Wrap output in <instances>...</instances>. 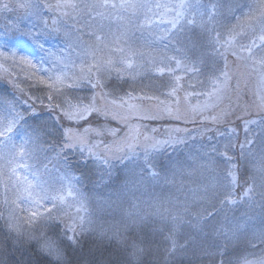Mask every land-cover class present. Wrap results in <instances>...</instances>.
Segmentation results:
<instances>
[{
	"label": "rangeland",
	"instance_id": "1",
	"mask_svg": "<svg viewBox=\"0 0 264 264\" xmlns=\"http://www.w3.org/2000/svg\"><path fill=\"white\" fill-rule=\"evenodd\" d=\"M27 2L29 0H0V4L8 5L7 8L2 7L0 10H2V16L10 23L7 28H1L0 26V52L4 53V55H0V72L10 78L27 79L48 88H51L49 87L50 84H57L60 89L72 88L87 92L89 94L88 101L81 100L83 98L78 100L70 99L67 100L65 106L68 103L76 104L78 101L83 103L93 102L94 99V103L98 108L103 109L107 106V116L118 119L119 123H122V128L120 127L122 135L113 138L114 140L110 144L112 152H106L102 143L100 146V151L108 157L112 167L108 168L101 160L99 168L102 172L95 170L97 174L93 176L97 185H103L114 177L116 166H120L127 172L130 169L133 170V173L127 176L123 186L119 187L120 193L116 198L120 200L124 197L126 203L120 200L122 205L118 206L126 210L124 217L129 224L131 225L132 221L135 220L138 224L136 229L144 226L142 225L143 223L150 224L153 229L160 231L158 234L165 238L164 240L167 242L166 248H170L172 241L167 239V237L171 230V218L173 214L180 213L184 220L181 221L175 234L177 244L175 255H166L170 260L171 257L180 256L185 252L186 247L189 246L186 243L188 238H195V243L191 244L193 251L197 249L195 252L206 258L208 255H220L227 245L247 231H252L253 224L264 213V115H260V111H258L261 110V107L262 111H264V79H262V73L253 71L248 66V62L237 60L231 54V51L227 53V71L230 75L231 72L236 73L239 75L238 79L240 81L242 79L245 83H247L248 78L254 79V84L247 88L246 93L250 97H254L250 99L253 105L248 104V112L255 114L256 118L250 120L253 123H249L244 127L242 132L244 138L240 145L245 143L246 137L251 139L253 143L245 146L243 154L240 145L238 147V154L245 162L243 164L248 170L249 183L254 185L251 199L244 197L243 194L238 197L235 192L237 185H232L231 188L226 187L228 184V180L225 178L226 169L231 167L227 157L232 158L231 163L235 164L237 170L234 154L238 142L236 131L225 130L219 137L205 136V141H202V131L197 138L195 133L198 130L194 133H188L192 130L175 126L173 129L167 127V131L166 128L159 131L155 126L150 127L149 125H151L152 120L158 121L165 117L168 121H171L175 118L177 109L181 117L180 119L175 118L178 123H184V125L192 123L195 125L196 121L192 122L190 118L192 116V106L203 104L204 102H208L211 105L214 102L213 98L203 95V93L213 91L216 77L220 76L221 71L225 69V58L212 51V48L208 45V35L211 33V35L215 36L216 31L223 35L233 26L243 23L242 14L235 6L240 3L244 5L253 4L256 0H186V2L195 6L190 11L189 16L194 18L196 23L190 26L186 25L185 31L177 33L176 38L171 41L166 37L158 39V36L165 35L164 30L170 28V25L160 23L155 16L152 18L156 22L150 28L147 26L140 27L144 23L146 14L152 16V12H146L143 9H128L126 11L109 9L104 15H97V11L103 10L93 11L81 8L79 11L68 10L69 15H64L60 11L45 7L46 4H55L56 0H31L37 5L34 9H26L19 6L20 3ZM76 2L84 5L96 3L97 0H76ZM110 2L118 4L122 2H146L155 5L157 3H178L180 0H110ZM213 4L217 5V10L214 18L210 19L208 13ZM12 7L19 12L17 15L9 17L6 13ZM49 10L56 11L59 15L58 18H54V21L58 20L51 28L48 27L47 18H45L49 16ZM152 11L157 12L160 17L164 18L172 15V13H165L164 9L153 8ZM30 31L39 36L40 43L33 44L30 36L26 35ZM15 32L18 36L14 34ZM49 32H52L51 36L44 37V34ZM97 35L102 36L103 39L97 40ZM202 47H207L205 48L207 49L206 52L223 64L205 80V76H202L201 68L202 53L200 52L203 51ZM195 51L199 53V62L189 60V64H187L184 61L180 68H177L175 60H184L186 55L190 54L189 52ZM12 52H16L17 55L13 57L11 55ZM24 57H27L32 63L29 64ZM90 66H92L91 72L88 71ZM97 66L100 69L98 72L96 70ZM161 68L164 69L163 72L159 71ZM169 68L175 71L170 72L168 71ZM185 69L188 70L186 71ZM159 73H171L175 77H181L180 80L182 81L185 79L184 92L169 96L168 93L170 91H168L163 99L153 96L152 99H148V97L130 99L129 103L137 105V109L134 110L135 115L130 114L126 107L118 108L112 106L108 103V98L103 95L105 91H103L102 87L110 77L115 78L117 76L132 79L147 77L154 79L159 76ZM68 84H74L75 86L68 87ZM240 84L241 82H238L237 92L242 91V88H239ZM171 85L173 86V84ZM248 85L249 83L246 86L248 87ZM51 89L55 90L54 88ZM186 93H202V95H191L188 101H185ZM177 97H179L180 101L178 105L175 102ZM161 102L164 103L162 104ZM214 107L210 106L205 111V115L220 114L222 109L218 107L213 111ZM165 108H171L173 115H168L164 111ZM7 109H0V113L5 112ZM124 117H127L126 122L122 119ZM186 117H189L187 122L184 120ZM147 121L150 122L149 125ZM202 121L208 120L199 119L197 123ZM129 126L138 127L141 133L139 137L140 143L135 148L137 156L133 157V160L140 163L143 162L144 135L159 140L172 139L176 141L173 132L177 133L176 129L180 130L177 136H183L186 143L182 140V142L173 143L172 146H165L159 152L153 153L154 156H166L168 153L175 151H184L185 154L181 156L183 161L175 164L173 172L167 178L163 176L153 177L150 173L142 172L140 168L131 163L128 168H125L116 158L123 154L117 151V148L120 147L119 142L129 132ZM246 127L248 131L245 130ZM156 132L164 134L157 135ZM11 135L13 139L9 142L8 148L0 145V153L8 152L14 146L18 148L31 134L22 133L17 125ZM89 139L90 137L88 136ZM28 149L30 155L17 160V163L26 165V167L17 168L18 174L22 177L27 175L29 180H32L33 173L39 169L44 180L57 178L55 187L59 188V178H62V176L55 175L49 171L45 173L44 169L37 167V143L29 144ZM127 151L128 149L124 148V152ZM75 152L79 155L78 148ZM3 162V160H0V164ZM109 172L111 174L110 178L106 175ZM101 174H105L104 182H99ZM4 179H6V173L5 176L0 177V213L7 218L14 208L11 201L16 199L17 195L21 196V206H27L24 199L27 193H17L15 189L6 192L3 183ZM36 191L39 190L36 189ZM228 191L231 192L230 198L235 200V204L222 206L220 201L225 199ZM63 194L68 201L73 203L74 207L77 201L84 204V210L81 211L80 215L87 220L89 217V205L76 185L74 190L75 198L73 195H69L67 190ZM5 196H7L9 201L7 204L5 203ZM45 206L50 205L45 202ZM74 207L73 215H75ZM185 208H187V212H185ZM206 209L219 213L216 217L217 221H224V217L227 216L229 220L243 225L241 232L237 237L228 240L226 243L223 233L213 231L210 226L205 225L202 230L193 228L192 225L197 219L196 214L203 213L206 215ZM16 211L19 212L18 209ZM21 215H26V213H21ZM60 215H63V213H60ZM117 219L120 220L119 217ZM77 223H79L78 219ZM219 227L220 225L217 224V228ZM227 227L230 228L231 225H227ZM252 237L250 236V240H254V237ZM161 245L163 247V244ZM208 264H215V260Z\"/></svg>",
	"mask_w": 264,
	"mask_h": 264
},
{
	"label": "snow or ice",
	"instance_id": "2",
	"mask_svg": "<svg viewBox=\"0 0 264 264\" xmlns=\"http://www.w3.org/2000/svg\"><path fill=\"white\" fill-rule=\"evenodd\" d=\"M19 6L26 9H34L37 7L36 4L31 2V0L27 3H20ZM3 7L7 8L8 5L4 4ZM45 7L60 11L64 15H69L68 10L79 11L81 8L91 9L93 11L102 9L103 11H97V15H104L109 9L117 11L143 9L146 10V12H152V16L146 14L144 23L141 24L140 27L143 28L147 26L150 28L151 25L156 22L152 18L155 16L159 19L160 23H167L170 25V28L164 30L165 35L158 36V39H164L166 37L170 41L176 38L177 33L185 31L186 25L190 26L196 23L195 19L190 18L189 16L190 11H192L195 6L186 2V0H180V2L172 4L157 3L155 5L146 2H122L118 4L110 2V0H97V2L93 4L81 5L80 3H77L76 0H56L55 4H46ZM235 7L241 12L244 22L233 26L223 35L219 31H216L215 36L211 35V33L208 35V45L212 48V51L225 58V69L221 71L220 76L216 77V84L213 91L203 93V95L213 98L214 102L211 105L208 102H204L203 104L192 106V122H195L197 118L219 122L222 118L227 116L226 112H222L218 115H205V111L210 106H216L217 102H221L224 99L227 90V82L231 78L230 73L227 71V53L229 51H231V54L235 56L237 60L248 62V66L251 67L253 71H260L262 73V79H264V0H256L255 3L248 5L240 3ZM153 8L164 9L165 13H172V15L166 18L160 17L157 12L152 11ZM245 8L247 9L246 11ZM216 10L217 5L213 4L208 13L210 19L214 18ZM26 35L30 36L33 44L40 43L39 36L34 32L30 31L26 33ZM96 39L102 40L103 37L97 35ZM121 51L123 50L121 49ZM0 55H4V53L0 52ZM11 55L15 57L17 53L12 52ZM24 59H26L29 64L32 63L27 57H24ZM109 63H111V61H109ZM175 63L177 68H180L184 61L177 59L175 60ZM96 70L97 72L100 70L98 66L96 67ZM185 70L187 71L188 69ZM88 71H92V66L89 67ZM159 71L163 72L164 69L161 68ZM168 71L171 72L175 70L169 68ZM180 79L181 77L179 76L175 77V84H173L171 91L168 93L169 96L175 95L178 92ZM41 83H43V81H41ZM67 86L74 87L75 85L68 84ZM49 87L54 88L56 91L60 90L57 84H50ZM103 95L108 97L111 94L105 93ZM191 95L200 96L202 93H186L184 100L188 101V98ZM128 96V100L124 97H114L108 101V103L118 108L126 107L130 114L135 115L134 110L137 109V105L129 103V100L136 98L132 97L131 93H129ZM48 99L51 101L53 97L49 95ZM148 99H152V97H148ZM175 102L177 105L179 104V97H177ZM161 103L163 104L164 102ZM55 107L60 110V114L64 119L76 123L87 120V118L93 113H96L97 115H106L108 112L107 106L103 109L98 108L94 103V99L93 102L83 103L82 101H78L76 104L68 103L67 106L57 104ZM164 111L170 116L173 115V110L171 108H165ZM137 118L139 117L137 116ZM175 118H181L178 114V109L176 110ZM122 119H124L125 122L127 121V117ZM21 122L24 124L28 123L22 112L16 111L15 105L9 107L5 112L0 113V145H3L4 148H8L9 142L13 139L11 133H13L14 129ZM246 123L253 122L249 121ZM245 130L248 131L247 127ZM92 131L93 130L88 127H83L82 132L73 131L71 126H69L65 129L62 138L57 141V148L59 149L57 155L63 156L68 169L74 168L75 171H80L81 175H84L82 168L91 171L94 167L102 172L99 168V162L101 160H103V164L108 168L112 167L108 157L100 151V146L103 142L91 143L88 140V136ZM176 131L178 132L180 130L176 129ZM41 133L45 136H52L55 138L56 130L55 128L48 130L47 126L33 128L31 129V135L23 141L18 148L14 146L13 149L8 152L0 153V160L4 161L0 164V177L5 176L6 173V179L3 180L6 192L15 189L17 193H27V196L24 197L27 206H21L20 195H17L16 199L11 201L14 208L5 220V227L7 228L10 237L15 233L13 239L17 242H19L21 237H24L28 242L36 241L38 244L36 252L43 258L44 264H71V259L68 256V248L72 247L75 249V247L80 246L81 238L85 233L90 231V227H86V223L88 225L91 223L90 221H86L85 218L80 215L81 211L84 210V204L77 201L74 207L73 203L68 201L63 194V192L67 190L69 195L74 196L75 184L79 183V178L74 175L69 177V174L65 173L62 178H59L60 187L56 188L55 184L57 183V178L44 180L39 169L33 173L32 180H29L27 175L22 177L17 172L18 167H26V165L17 163L18 158L30 155L28 145L40 142ZM105 133L112 136H116L117 134L115 130L105 129L103 126H100L95 130L96 136L102 137ZM140 135L141 133L138 127L129 126V132L119 142L120 147L117 148V151L122 152L123 154L116 158L125 168H128L130 163L135 164V166L140 168L142 172L150 173L153 177H156L158 175L156 169L163 168V165L160 164V161L153 155V153L159 152L164 149L165 146H172L173 143H179L182 141H173L172 139L159 140L144 135V155L143 162L140 163L133 160V157L137 156L135 148L140 143ZM252 143L253 141L246 137L245 143L240 145L242 154L245 146L251 145ZM77 148L79 149V157L73 162L70 159V155L75 152ZM124 148H127L128 151L124 152ZM104 150L111 153L112 147L105 144ZM231 159V157H227L228 163L231 164V167L226 169L225 178L228 180V184L226 185L228 188H231L232 185L238 183L236 166L231 163ZM44 172H48L47 165H44ZM106 175H108L109 178L111 177L110 172L106 173ZM104 176L105 174L99 176V182H104ZM65 181H67V183H65ZM36 189L39 191H36ZM253 191L254 185H250L246 187L243 196L251 199ZM230 197L231 192L228 191L225 195V199L220 201L221 205L226 206L227 204H235V200ZM45 202H48L50 206H45ZM5 203H9L7 196H5ZM73 207L75 215H73ZM17 209L19 212L16 211ZM185 212H187V208H185ZM205 212L206 215L203 213L196 214L197 219L192 225L193 228L202 230L203 226H210L213 231L223 233L226 243L228 240L237 237L243 228V225L229 220L227 216L224 217V221H217L216 217L219 215L217 211H208L206 209ZM21 213H26V215H21ZM60 213H63L64 217H67L72 221L65 226V229L60 236L53 238L44 232H41L39 235L35 233L34 229L38 222L61 220L62 217ZM77 219L79 220V223H77ZM183 220L184 217L180 213L172 215L171 230L167 237V239L172 241V244L170 248L165 249L166 255L168 256L175 255L177 249L175 234ZM25 224L28 226L27 230L23 229L22 225ZM217 224L220 225L219 228H217ZM227 225H231V227L228 228ZM127 227H138V224L133 220L132 224ZM112 239H115L116 241V259L114 261L111 259L108 261H104L103 259L98 260L96 253L90 250L88 256L79 260L77 264H141L142 257L145 255L146 251L141 245L148 242L147 233H138L130 243L127 238H122L119 233L114 234L113 237H109L110 242ZM255 239L260 243H264V232H261L255 237ZM65 240L68 243H65ZM186 243L187 245L195 243V238H188ZM249 243L255 246L252 240H250ZM220 255L221 257H224L226 252H221ZM221 264H223V260L221 261ZM244 264H254V262L245 260ZM258 264H264V259L259 260Z\"/></svg>",
	"mask_w": 264,
	"mask_h": 264
},
{
	"label": "trees",
	"instance_id": "3",
	"mask_svg": "<svg viewBox=\"0 0 264 264\" xmlns=\"http://www.w3.org/2000/svg\"><path fill=\"white\" fill-rule=\"evenodd\" d=\"M2 7L3 3L0 4V8ZM8 10L9 11L6 15L9 17H13L19 12L13 7ZM2 15V10H0V26L1 28H7L10 26V23L6 21L5 17ZM58 17L59 15L56 11L49 10V16L45 17L47 18L49 28H51V26L58 20L54 21V18ZM14 34L18 36L16 32ZM51 34L52 32L44 34V37L46 36L47 38L48 36H51ZM203 48L204 47H202L203 51L200 53H202V76H205V80L218 67L220 68L223 66V64L220 60L213 58L208 52H206L207 49L205 48L207 47ZM189 53L190 54H187L185 57L187 59H184L183 61L187 64H189V60L199 62V53H197V51ZM238 76L239 75L236 73L231 72V78L227 82V90L224 99L221 102H217L218 104L213 108L214 111L219 107L222 109L220 113H227V116L222 118L219 122L208 120L197 123L200 119L197 118L194 123L195 125L192 123L184 125V123H178L175 118L168 121L165 117L158 121L152 120L151 125H149L150 122L147 121V124L150 127L155 126L159 131L164 130V128H166L167 131V127L173 129L175 126L192 130L188 133H194L198 130L195 133L197 138L199 137L198 134L202 131V141H205V136L212 138L219 137L225 130L236 131L238 134V142L234 154L237 163L238 183L235 184L237 185L235 192L237 196L240 197L244 193L246 187L250 186V183L248 170L244 165L245 162L238 154V147L244 138L242 133L243 129L249 124L246 122L256 118V115L248 112V104L250 103L253 105V102L250 99L254 97H250V95L246 93L247 88L254 84V79L248 78L247 83H245L242 79L240 81ZM238 82H241L242 84H240L239 87L240 89L242 88L241 92H237ZM174 83L175 76L171 73H159V76H156L154 79H149L147 77L132 79L116 76L115 78L110 77V79L105 82L102 89L105 93L111 94L107 97L108 101L114 97H124L125 99H128L129 93L135 98L153 96L155 98L163 99L166 97L165 94H167L168 91H171V84ZM184 83L185 79L179 81V90L176 94L184 92ZM248 83L249 85L247 87L246 85ZM49 95L53 97L51 101L48 99ZM88 95L87 92L72 88H64L59 91L52 90L51 88L38 85L27 79L10 78L0 72V109L9 108L12 105H15L16 111L22 112L28 123H19L18 127L20 131H22V133L31 134V129L39 128L41 126H47L48 130H51L52 128H55L56 130L55 138L52 136H45L41 133V140L37 143V167L44 169V165H47L48 171L55 175L63 177L65 173H68L69 177L74 175L79 178V183L75 185L89 205V217L86 221H90L91 223L90 225L86 223V227H90V231L85 233L81 238L80 246L75 247V249L72 247L68 248V256L71 259V264H77L79 260L87 257L90 250L96 253L98 260L103 259L104 261H108L111 259L114 261L116 259V241L115 239H112L110 242L109 237H113L114 234L119 233L122 238H127L130 243L131 240L141 232L148 234V242L141 245L146 250L145 255L142 257L141 264H208L213 260H215V264H221L222 260L223 264H244L245 260L258 264L259 260L264 259V243H260L255 239V237L261 232H264V213H262V217L253 224L252 231H247L226 246L223 251L226 252L224 257L217 254V256L208 255L205 258V256L195 252L197 249L193 251L192 246L189 245L186 247L184 253L180 256L171 257L170 260L166 257L165 252L167 242L164 240L165 238L158 234L160 231L155 230V228L153 229L148 223H143L142 225L144 226H141L139 229H136V227H127L130 224L124 217L126 210L121 209L118 206L122 205L121 201H124L125 199L123 197L120 201L116 198L120 193L119 187L123 186L127 176H129L130 173H133V170L130 169L127 172L120 166H116L114 177L103 185H97L93 176L97 174V171H95L97 169L93 167L92 170L89 171L88 169L82 168L84 175H81V172L75 171L74 168L68 169L63 156L57 155V152L59 151L57 148V141L62 138L65 129L69 126H71L73 131L82 132L83 127L92 129L93 131L89 134V141L91 143H100L102 141L103 145H110L114 140L113 138L122 135V123H119L118 119H114L107 115H97L96 113H93L85 121H80L79 123L70 122L64 119L60 114V110L55 107L57 104L65 105L67 100L70 99L78 100L83 98L81 100L88 101ZM258 111H260V115H264L262 107L261 110ZM190 118L192 120V116ZM184 120L186 122L189 121V117H186ZM100 126H103L105 129L115 130L117 133L116 136L107 133L102 137L96 136L95 130ZM148 130L150 131L149 128ZM177 133L173 132L176 141L184 140L186 143L184 137L180 135V137L177 136ZM156 134L161 135L164 133L156 132ZM184 154L185 153L182 150L180 152L175 151L173 153H168L166 156H156L160 161V164L163 165V168L156 169L158 173L157 176L167 178V176L173 172L175 164H179L180 161H183L181 156ZM78 157L79 155L76 152H73L70 155V159L73 162H75ZM124 202L126 203V201ZM3 216L4 215L0 213V264H44L43 258L36 252V248L38 247L37 242H28L24 237H21L19 242H17L13 239L15 233L10 237L7 228L5 227L6 218ZM115 216L119 217L120 220ZM61 217V220L38 222L34 229L35 233L39 235L41 232H44L53 238L60 236L65 229V226L72 222L63 215H61ZM22 226L23 229L27 230L28 226L26 224ZM250 236L254 237V240L252 241L255 246L249 243L251 239ZM65 243L68 242L65 240ZM161 244H163V247Z\"/></svg>",
	"mask_w": 264,
	"mask_h": 264
}]
</instances>
